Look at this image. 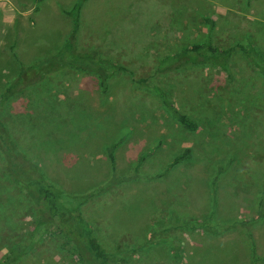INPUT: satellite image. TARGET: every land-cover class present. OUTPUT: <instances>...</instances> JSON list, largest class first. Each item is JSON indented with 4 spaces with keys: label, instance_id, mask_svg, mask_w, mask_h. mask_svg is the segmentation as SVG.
<instances>
[{
    "label": "rangeland",
    "instance_id": "374dc122",
    "mask_svg": "<svg viewBox=\"0 0 264 264\" xmlns=\"http://www.w3.org/2000/svg\"><path fill=\"white\" fill-rule=\"evenodd\" d=\"M77 1L0 0V92L19 64L68 48V67L2 108L17 146L112 264H264V66L237 47L264 62V0H84L70 38ZM192 45L199 53L181 52ZM209 45L230 53L214 59ZM163 93L195 128L176 121ZM40 107L55 136L27 126ZM184 148L190 158L168 168ZM0 185L14 204L0 218L9 220L0 264H96L75 241L34 227L26 193ZM206 218L202 229L179 222Z\"/></svg>",
    "mask_w": 264,
    "mask_h": 264
},
{
    "label": "trees",
    "instance_id": "16d2710c",
    "mask_svg": "<svg viewBox=\"0 0 264 264\" xmlns=\"http://www.w3.org/2000/svg\"><path fill=\"white\" fill-rule=\"evenodd\" d=\"M82 1L84 0H78L72 6V8L66 12L67 15L71 16L72 18V30L69 34L70 38L73 37L77 29L78 13ZM201 47L202 46L200 45H192L190 47L184 48L181 52L187 53L191 50L195 53H199L198 50ZM237 47L242 51H245L246 54H253V57L255 59H258V61H260L261 63H259L258 65L264 66V62L262 63L260 60V55L254 52L252 48L248 47L249 49L245 50L240 45H238ZM67 50L68 48H65L59 53H54L50 57L38 62H34L30 65L24 66L22 64H19L16 75L7 83V85H5V87L0 92V184L4 181L6 182V184L17 188L18 191L23 190L24 193H26V195L30 198V200L28 201H31L32 203L29 204V209L32 218L31 222L34 227L38 228L40 226H46L45 228L51 230L52 233L62 235L66 237L68 241H75L77 245L81 246L88 252L89 257L96 264H112L111 258L104 250L100 240L95 234L94 228L89 223H87V221L84 219V216L81 215L80 212H78L77 215L72 214L74 205H69L68 203L72 201L68 198H64L62 196L61 190L55 184L46 180L45 177L38 171V169L35 168L34 163L17 146L8 130V127L1 118L2 108L10 100L19 97L31 87L46 82L44 80L45 77H47L49 74H52V72L57 70V68L68 67L67 65L69 63V60L65 56ZM204 50L212 55L214 59H218L222 55H225L227 57L230 53V50L228 49L212 47L210 45L205 46ZM209 54L203 56V59L209 57ZM179 55L180 54L178 53L173 54L175 58ZM203 59L201 61H192V63L196 64L199 62H204ZM189 60L190 58H186L184 59V62L188 63ZM119 69L123 70L124 68L119 67ZM262 74L264 75V70ZM142 80L143 79H141L140 81ZM99 85L104 86L105 80L100 79ZM163 95L164 98L162 100V104L168 108L170 104L166 99L165 93H163ZM38 110H40L42 114L45 115L47 107L34 109L27 116H25L27 126L30 128V130L36 131L39 134L53 136V127L49 126L50 128H48L47 125H43L41 122H39L38 119L41 112L38 113ZM168 110H170V112L176 118V121L181 125H184L190 129L196 127V122L193 119L189 118V116H187L186 114L180 113L176 109L170 107L168 108ZM55 130L56 132L59 131L63 134L65 131H71L72 129L71 127L60 128L59 126V129L55 127ZM115 145L116 143H113L112 145L106 147L108 159L111 164V169L113 168L112 150ZM188 153L189 148H184L181 152L176 153L173 156L172 160L167 164L168 168L175 167L181 162L187 161L190 158ZM111 173L113 174V171H111ZM8 187L9 186H3L0 190V195H5V191H7V189L10 190V188ZM5 197L7 198V203L0 202V218H11V216H9V213H11V210L14 208V204H9L10 198H8L7 194L5 195ZM262 217L264 218V214H262ZM209 219L206 218V220H202V222L201 220H196L194 222L179 220V222L183 225L185 224V228L195 226L196 228L202 229V226H207L206 223H211ZM0 223V233L3 232V234H5V227L9 225V220L1 219ZM11 249V251H8V253H10L9 256H14V252L16 254V252L19 251L17 250V248V251H15V247H11Z\"/></svg>",
    "mask_w": 264,
    "mask_h": 264
},
{
    "label": "crops",
    "instance_id": "0c3cea01",
    "mask_svg": "<svg viewBox=\"0 0 264 264\" xmlns=\"http://www.w3.org/2000/svg\"><path fill=\"white\" fill-rule=\"evenodd\" d=\"M30 11L27 10V13H29ZM51 12L53 14H56L57 12H61L59 6H56L55 4H52V7H51ZM31 13V12H30ZM29 13V14H30ZM32 23V20H30V24Z\"/></svg>",
    "mask_w": 264,
    "mask_h": 264
}]
</instances>
